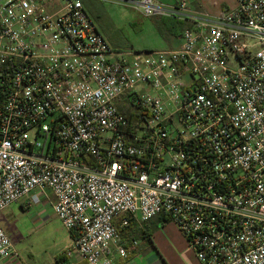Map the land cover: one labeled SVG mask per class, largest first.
Returning a JSON list of instances; mask_svg holds the SVG:
<instances>
[{
    "label": "built area",
    "instance_id": "built-area-1",
    "mask_svg": "<svg viewBox=\"0 0 264 264\" xmlns=\"http://www.w3.org/2000/svg\"><path fill=\"white\" fill-rule=\"evenodd\" d=\"M0 1V213L53 193L75 233L63 264L128 259L116 221L158 217L201 264H264V0L215 18L128 0L185 23L179 49L143 52L111 46L82 0Z\"/></svg>",
    "mask_w": 264,
    "mask_h": 264
},
{
    "label": "rangeland",
    "instance_id": "rangeland-1",
    "mask_svg": "<svg viewBox=\"0 0 264 264\" xmlns=\"http://www.w3.org/2000/svg\"><path fill=\"white\" fill-rule=\"evenodd\" d=\"M188 1L191 5L200 2L213 11L221 4V0ZM97 11L100 17L93 13V20L112 46L136 52L167 48L153 19L140 9L118 1H104ZM0 223L23 264H56V258L71 245L69 230L51 208L35 205L26 210L13 203L1 212Z\"/></svg>",
    "mask_w": 264,
    "mask_h": 264
},
{
    "label": "crops",
    "instance_id": "crops-1",
    "mask_svg": "<svg viewBox=\"0 0 264 264\" xmlns=\"http://www.w3.org/2000/svg\"><path fill=\"white\" fill-rule=\"evenodd\" d=\"M87 11L92 14L94 13L97 17H100L97 11V8L100 3L104 1H118L126 5H132L137 9L141 8L136 7L133 3L128 0H82ZM158 3L176 6L182 0H155ZM188 9L190 12L195 14H208L210 17H218L224 12L233 9L237 6L235 0L231 2H226L221 0V4L217 10H209L200 2L190 4L188 0ZM65 3L64 0H50L48 3V9L52 12H56L63 6ZM144 14V12H143ZM145 15V14H144ZM93 18V17H92ZM152 18L161 37L165 40L167 48L162 50L169 49H179L182 45L181 35L174 33L167 27L162 18L163 17H149ZM97 25V24H96ZM98 27V26H97ZM99 29V28H98ZM100 31V30H99ZM108 41V40H107ZM112 46V45H111ZM114 47V46H113ZM115 49H118L114 47ZM120 50V49H119ZM154 51V50H148ZM56 202L55 196L50 191L47 192L45 199L42 201L40 206L51 208L54 211V204ZM24 209L30 210L26 203L17 202ZM39 206V205H38ZM55 212V211H54ZM1 214V213H0ZM116 226L122 227V220L118 219L116 221ZM126 230L120 233L121 238L125 237L126 241H138L139 246L134 250L133 254L128 259L121 258L116 254V264H201L196 257L195 252L190 248L186 238L179 231V229L171 222L167 221L163 217H158L147 223H140L136 219L132 220L130 225ZM7 232V231H6ZM70 232V239L73 242L75 238V233ZM8 233V232H7ZM9 235V234H8ZM10 237V236H9ZM123 239V238H122ZM124 240V239H123ZM115 252V248L113 249ZM78 264H86L83 261L78 259L74 260ZM0 264H23L18 253L17 258L3 259L0 260ZM56 264L57 262L56 258Z\"/></svg>",
    "mask_w": 264,
    "mask_h": 264
},
{
    "label": "trees",
    "instance_id": "trees-1",
    "mask_svg": "<svg viewBox=\"0 0 264 264\" xmlns=\"http://www.w3.org/2000/svg\"><path fill=\"white\" fill-rule=\"evenodd\" d=\"M164 24L170 28V30L174 33H177V34H182L183 32V29L185 28V23L184 22H181V21H178L176 19H173V18H166V17H163L162 18ZM122 220V219H120ZM130 227V226H128ZM128 227H125V229H121L119 226H117L118 228V231L121 233L122 231L126 230ZM124 240H126L125 237H122ZM57 262L59 264H63L64 263V259L59 256L57 257Z\"/></svg>",
    "mask_w": 264,
    "mask_h": 264
}]
</instances>
